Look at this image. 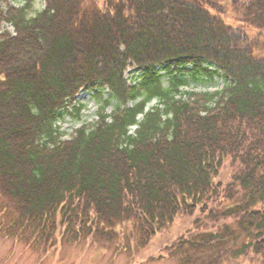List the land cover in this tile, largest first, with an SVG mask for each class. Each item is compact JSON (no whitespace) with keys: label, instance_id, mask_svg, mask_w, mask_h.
<instances>
[{"label":"trees","instance_id":"trees-1","mask_svg":"<svg viewBox=\"0 0 264 264\" xmlns=\"http://www.w3.org/2000/svg\"><path fill=\"white\" fill-rule=\"evenodd\" d=\"M14 1L0 0V205L15 217L0 231L139 249L185 218L175 264H264V0H44L32 15ZM192 70L225 84L182 93ZM81 89L97 119L63 138Z\"/></svg>","mask_w":264,"mask_h":264},{"label":"rangeland","instance_id":"rangeland-1","mask_svg":"<svg viewBox=\"0 0 264 264\" xmlns=\"http://www.w3.org/2000/svg\"><path fill=\"white\" fill-rule=\"evenodd\" d=\"M23 0L10 2V5H22ZM33 6L30 14L44 7V0H33ZM223 17L230 24H235L233 19L227 14ZM2 27H8L13 32V28L5 23ZM159 73L162 74L163 84L166 86L173 77L165 74V71L158 67ZM140 72L135 67H128L125 72V78L130 84H137L140 81ZM186 80V84L180 87L182 93L189 91H208L214 92L220 90L225 81L220 74L211 76L203 72L187 71L182 74ZM107 96V91H103V97ZM157 100L153 99L147 107L157 104ZM101 101L95 98L91 90L81 89L75 99L61 111V116L56 120L63 138L71 135L74 128L79 127L85 122H92L97 119V111ZM82 105L79 112L75 111V107ZM112 104L108 106L110 111ZM141 118V116H139ZM135 126L131 127V131ZM225 170L221 174L222 178H226L229 173ZM6 200L0 197V204ZM15 217V212L11 209L8 211L0 205V226L4 225ZM189 220L185 218L177 219L172 226L165 232L159 233L143 248H135L134 246L124 247V241L120 236L116 235L110 239L100 238L98 236H87L82 240H75L71 237L61 239V233L53 235L52 240L48 244L40 243L29 244L26 238L20 239L14 235H10L5 229L0 231V264H175V261L169 258L165 251L174 239L183 236L189 229Z\"/></svg>","mask_w":264,"mask_h":264}]
</instances>
